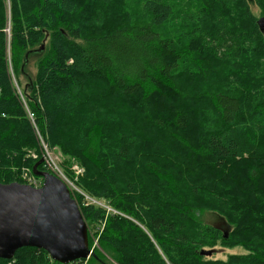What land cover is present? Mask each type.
<instances>
[{
    "label": "trees",
    "instance_id": "obj_1",
    "mask_svg": "<svg viewBox=\"0 0 264 264\" xmlns=\"http://www.w3.org/2000/svg\"><path fill=\"white\" fill-rule=\"evenodd\" d=\"M186 6L193 7L0 0V165L13 164L16 151H39L38 132L50 149L74 155L86 170L80 187L119 213L109 216L101 243L125 252L123 264H264V0ZM8 46L15 74L30 83L27 108L8 70ZM33 58L35 79L27 70ZM237 67L251 74L245 84L234 78L242 91L228 85ZM35 162L32 175L43 179ZM6 175L0 183L26 185ZM75 199L88 228L106 218L104 208ZM197 202L229 218L228 237L193 218ZM219 243L248 254L201 255ZM84 263L106 264L94 251L70 264ZM0 264L65 263L26 247Z\"/></svg>",
    "mask_w": 264,
    "mask_h": 264
},
{
    "label": "water",
    "instance_id": "obj_2",
    "mask_svg": "<svg viewBox=\"0 0 264 264\" xmlns=\"http://www.w3.org/2000/svg\"><path fill=\"white\" fill-rule=\"evenodd\" d=\"M258 25L264 33V18ZM39 176L44 179L40 188L0 183V259L11 260L26 247L65 264L87 259L89 228L78 202L57 176Z\"/></svg>",
    "mask_w": 264,
    "mask_h": 264
},
{
    "label": "rangeland",
    "instance_id": "obj_3",
    "mask_svg": "<svg viewBox=\"0 0 264 264\" xmlns=\"http://www.w3.org/2000/svg\"><path fill=\"white\" fill-rule=\"evenodd\" d=\"M192 0H175V3L178 5V7L184 11L189 10L193 6H186L191 3ZM251 10L253 11L254 15L257 17L261 16L260 9L255 5L251 4ZM173 25V24H172ZM171 26V25H170ZM169 26V27H170ZM174 29V28H171ZM10 30H11V21L9 20L7 23V37L10 36ZM170 33V32H168ZM10 47L7 48V63H8V70L10 75L12 74V82L13 86L16 89L17 95L19 96L23 106H25V97L23 94V91L25 90V87L27 85H30L28 80L25 77H18L17 74H15L13 70L12 61L10 59ZM204 59H206L204 57ZM38 58L31 59L27 70L29 73V76L35 79L37 75V69H38ZM237 72L235 76L231 77V80H228V85H232L236 90L235 91H242V86L238 85L235 87V84L232 83L233 80H237L240 78V83L245 84L246 80H248V77H251L250 71L248 69L239 70V68H236ZM211 76L212 70L210 71ZM238 77V78H237ZM212 78V77H211ZM237 78V79H234ZM32 84V82H31ZM231 91V90H230ZM25 92V91H24ZM26 93V92H25ZM183 107L184 104H181ZM26 107V106H25ZM27 108V107H26ZM182 113L185 111L184 108L181 109ZM256 112V110H255ZM38 134V133H37ZM9 136L8 138H10ZM41 135L38 134L37 139L39 143V151L36 150V148H26L23 150V152L16 151L15 153H12L8 156V160H13V164H11L8 168H2L0 165V179L2 178L4 181L8 180V177L6 175L7 172H12L14 177L18 180H21L22 182H25L26 179L30 176L34 180L42 181L44 183L43 179H39L36 176L32 175V166L36 163L35 161H41L43 166V172L48 173L51 175H54L50 171L47 170L45 167V164L47 162L51 163L53 162L60 170L62 176L66 179L67 182H70L73 186V196L76 198V196L82 197L81 202L82 205H96L99 207L104 208L107 211L106 218L101 221L100 223L96 225H89L90 229V236H89V250L94 251V254L98 256V258L101 261H104L106 264H123L127 259V255L125 252H121L120 250H117L116 247H112V245L104 246V244L101 243V239L103 236L106 235L105 232V226L108 223L109 216L119 215L118 212L114 211V209L110 208L108 203L105 202H98L92 199L81 187L80 182L85 177V168L82 165V163L76 159L74 155L65 153L60 148L50 149L41 139ZM46 146V148H45ZM15 163V164H14ZM188 179L194 177L191 173H188L185 175ZM71 187V186H70ZM72 188V187H71ZM195 213H193V218L197 221H200L201 223L218 228L223 232V234H226V237H228V232L231 234V232L234 230V225L230 223V220L227 216L221 215L215 211L208 210L206 206L203 204L197 202V206L194 208ZM130 221H136L130 217H126ZM108 234V233H107ZM116 237V236H115ZM106 247L107 249H104ZM210 251H204L202 256L205 257L206 260H214V261H227L231 256H245L247 255V251L243 247H224L220 243L213 249H207ZM90 256V255H89ZM91 258V256H90ZM89 258V260H90ZM85 264V263H84Z\"/></svg>",
    "mask_w": 264,
    "mask_h": 264
},
{
    "label": "built area",
    "instance_id": "obj_4",
    "mask_svg": "<svg viewBox=\"0 0 264 264\" xmlns=\"http://www.w3.org/2000/svg\"><path fill=\"white\" fill-rule=\"evenodd\" d=\"M28 113H29V117H30V119H31V121H32V123H33V125H35V128L37 129L36 124H35V122H34V121H35V120H34V115H33L30 111H28ZM38 134H39V132H38ZM45 148H46V146H45ZM46 149H47V148H46ZM45 167L47 168L48 171H50V172L53 173L55 176H57L58 178H60V179H61V180L67 185V187L69 188V190L71 191V193L74 192V191H73L74 189H73L72 184H71L70 182H67V181H66V179L62 176V174H61L59 168H58L53 162H51V163L47 162V163L45 164ZM25 184H26V185H29V186H32V187H34V188H40V187L43 186L42 181L34 180V179L31 178L30 176L26 179ZM70 186H71L72 188H71ZM72 195H73V193H72Z\"/></svg>",
    "mask_w": 264,
    "mask_h": 264
},
{
    "label": "bare ground",
    "instance_id": "obj_5",
    "mask_svg": "<svg viewBox=\"0 0 264 264\" xmlns=\"http://www.w3.org/2000/svg\"><path fill=\"white\" fill-rule=\"evenodd\" d=\"M93 254V251L89 254L90 256ZM90 256H88V258L87 259H89L90 258ZM87 259H83V260H87ZM78 261V260H77Z\"/></svg>",
    "mask_w": 264,
    "mask_h": 264
}]
</instances>
